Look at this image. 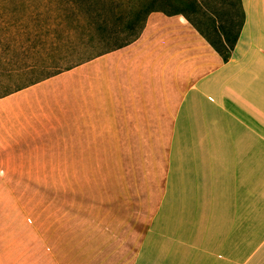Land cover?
Here are the masks:
<instances>
[{
	"label": "crops",
	"instance_id": "obj_1",
	"mask_svg": "<svg viewBox=\"0 0 264 264\" xmlns=\"http://www.w3.org/2000/svg\"><path fill=\"white\" fill-rule=\"evenodd\" d=\"M239 1L226 60L154 10L127 44L0 97V151H73L74 181L80 151L104 152L90 204L106 219L112 206L118 238L88 244L106 254L83 264H264V0ZM16 186L0 164V264H32Z\"/></svg>",
	"mask_w": 264,
	"mask_h": 264
},
{
	"label": "rangeland",
	"instance_id": "obj_2",
	"mask_svg": "<svg viewBox=\"0 0 264 264\" xmlns=\"http://www.w3.org/2000/svg\"><path fill=\"white\" fill-rule=\"evenodd\" d=\"M6 2L0 0V73L19 69L22 64L30 67L23 70L21 76L4 82L0 95L71 66L90 54L113 48L127 38L123 33L90 53L78 50L65 55L55 47H59L61 39H71L72 35L51 25L54 0ZM134 3L118 8L106 0L104 13L108 26L125 25L141 0ZM185 4L191 23L216 45H219L217 33L220 30L224 28L234 34L239 28V0H186ZM153 9L171 11L167 4L154 5ZM63 55L62 59L44 64L46 67L36 64L40 58ZM79 163L80 170L74 181L73 151H0V164L16 171L17 186L10 189L11 194L15 192L21 197L18 199L27 201V204H18V210L26 206L32 215V264H83L88 259L104 258L106 253L88 252V244L112 243L118 238L110 229L112 206L107 205L110 209L106 219V205L90 204L91 196H105L104 152L80 151ZM108 190L109 199L116 201L117 185L110 182ZM108 223L109 228H106Z\"/></svg>",
	"mask_w": 264,
	"mask_h": 264
},
{
	"label": "trees",
	"instance_id": "obj_3",
	"mask_svg": "<svg viewBox=\"0 0 264 264\" xmlns=\"http://www.w3.org/2000/svg\"><path fill=\"white\" fill-rule=\"evenodd\" d=\"M9 1L10 0H7L6 3H8ZM54 1L55 2L52 3L55 7L53 9L54 16L52 18L54 22H52L51 25L55 24L59 28V30L60 29L63 30V32H65L66 35L68 34L72 35L71 39H66V38L61 39V44L59 45V47L58 48L55 47V50H59V49L63 50L65 52V55L75 53L78 50H82L85 51L86 53H90L93 48L100 45H104L108 43L111 39H114L122 35L123 33L126 34L127 38L124 40V42L118 44L113 48L127 44L128 42L134 40L140 34L148 14L154 10H161V9H153L154 5L167 4L170 6L171 11L166 13L182 14L191 23L185 7L187 4L183 5L186 0H141V5H139V7L133 11L134 16L129 21L125 22L124 23L125 25H122V27H118V28L108 26L109 21L105 17V13H104V2L106 0H54ZM109 1L111 2V4L112 3L115 4L116 7L122 8L128 4L130 5L135 4L134 2L137 0H109ZM242 22H243V12L241 9V21L238 30L234 34L230 33L227 29L224 28L222 29V31L220 30L217 33L219 45H216L214 42H212L202 31H200L195 25L194 26L200 31V33H202V35H204V37L220 53V55H222L223 59L226 60L229 57L230 52L232 51L234 44L237 40L240 28L242 26ZM230 24L232 25V21ZM95 54H90V56H87L86 58H89ZM59 58L60 59L64 58V55L63 57L61 56L56 58H52L50 56L47 58H40L36 60L37 62L36 64L42 67H46L47 65L44 64L52 60L57 61L59 60ZM86 58H82L79 61H82ZM29 67L30 65L25 66L24 64H22L19 69L17 68L15 70L7 69L4 72H1L0 86H2L6 81L21 76L24 72L23 70ZM61 70L52 73L50 75L56 74ZM50 75H47L46 77ZM36 81L25 84L12 91L18 90ZM12 91L0 95V97Z\"/></svg>",
	"mask_w": 264,
	"mask_h": 264
}]
</instances>
